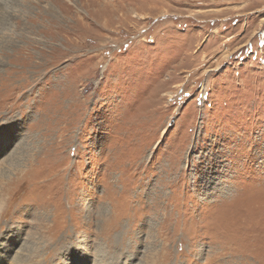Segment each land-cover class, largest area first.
<instances>
[{
  "label": "rangeland",
  "instance_id": "1",
  "mask_svg": "<svg viewBox=\"0 0 264 264\" xmlns=\"http://www.w3.org/2000/svg\"><path fill=\"white\" fill-rule=\"evenodd\" d=\"M0 264H264V0H0Z\"/></svg>",
  "mask_w": 264,
  "mask_h": 264
},
{
  "label": "snow or ice",
  "instance_id": "2",
  "mask_svg": "<svg viewBox=\"0 0 264 264\" xmlns=\"http://www.w3.org/2000/svg\"><path fill=\"white\" fill-rule=\"evenodd\" d=\"M3 126H4V122L3 121H0V131H2Z\"/></svg>",
  "mask_w": 264,
  "mask_h": 264
}]
</instances>
